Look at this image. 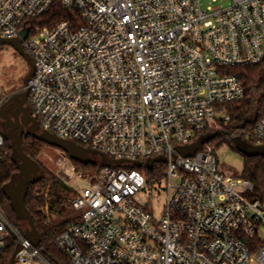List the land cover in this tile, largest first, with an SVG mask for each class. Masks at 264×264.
Wrapping results in <instances>:
<instances>
[{"label":"built area","instance_id":"built-area-1","mask_svg":"<svg viewBox=\"0 0 264 264\" xmlns=\"http://www.w3.org/2000/svg\"><path fill=\"white\" fill-rule=\"evenodd\" d=\"M203 1L0 0V36L34 62L40 129L118 160L63 172L80 214L55 239L69 264H264V204L215 155L246 92L232 68L264 62V0ZM54 11L67 17L42 26ZM227 136L264 145V116ZM11 238L15 264H54L0 204V255Z\"/></svg>","mask_w":264,"mask_h":264},{"label":"trees","instance_id":"trees-1","mask_svg":"<svg viewBox=\"0 0 264 264\" xmlns=\"http://www.w3.org/2000/svg\"><path fill=\"white\" fill-rule=\"evenodd\" d=\"M66 17L65 13L54 11L40 21V24L42 26L55 25ZM231 71L239 75L246 92L242 99L229 104L232 120L226 127L227 131L220 134L223 137L221 140L234 139L227 137V133L264 116V62L256 66L235 67ZM4 137L5 145L0 156V183L2 186L0 204L10 220L22 232L26 233L30 226L10 197V189L21 172L22 161L17 155L13 137L10 135H4ZM46 145L51 146L30 133H25L23 136V150L40 164L39 179L37 182L27 185L24 199L33 215L35 225L40 231V244L44 245L45 254L54 264H69V257L55 244V239L73 221L78 220L80 214L71 204V199L74 196L72 185L45 167L38 158ZM260 146L264 147V145ZM235 148L245 157L242 176L254 183L253 197L264 204V149L248 150L247 147L243 148L238 144ZM72 160L89 173H95L101 167L99 162L91 160L88 162ZM45 206H48L47 211L44 209ZM16 248L17 242L13 238L9 239L1 252L0 264H9Z\"/></svg>","mask_w":264,"mask_h":264},{"label":"rangeland","instance_id":"rangeland-1","mask_svg":"<svg viewBox=\"0 0 264 264\" xmlns=\"http://www.w3.org/2000/svg\"><path fill=\"white\" fill-rule=\"evenodd\" d=\"M227 3L228 2L226 0H204L202 2V5L216 6ZM29 70L30 67L27 61L24 59V57L21 56V54H19V52L12 45L0 44V98H8L14 91L18 89H25L24 78L29 72ZM0 130L4 135H10L9 131H7L4 125V122L1 119ZM41 131L46 132L44 131V129H42ZM221 138L223 137H221L220 134L215 137L216 141H220L215 150L218 169L224 173L234 172L236 174H241L244 169L245 157L239 150L235 148L236 144L240 145L243 148L250 146H260L261 144L251 141L248 138L242 136L229 140H221ZM16 139L17 135L13 137V140ZM38 158L45 167L53 171L63 181H65L63 172L65 171L67 166H71L72 164L75 165L78 171L83 172V174H93L86 172V170H83V168L79 167L76 163H74L68 153H66V151L63 149H58L46 145L40 152ZM83 158L104 164L103 154L100 151L94 149L85 152ZM61 161H63L62 168L60 166ZM18 182L19 179H16L12 189L10 190H15ZM44 209L47 211L48 206H45ZM261 236L264 238V228L261 230ZM247 264L261 263L258 260L254 259L253 261H250Z\"/></svg>","mask_w":264,"mask_h":264},{"label":"water","instance_id":"water-1","mask_svg":"<svg viewBox=\"0 0 264 264\" xmlns=\"http://www.w3.org/2000/svg\"><path fill=\"white\" fill-rule=\"evenodd\" d=\"M29 29L25 28L22 30V38L26 39L28 37ZM0 44H10L12 45L24 59L27 61L29 64L30 70L27 73V75L24 78V83L27 86L29 80L31 77L34 75V62L31 57V55L25 51L22 43L21 38H4L0 36ZM29 89L26 87L24 92L15 94L9 98H6L4 104L0 108V119L4 120L7 122L8 126L13 127L14 129L19 130V134L16 140H14L15 147H16V152L19 158L21 159V172L19 173V176L16 179H19V182L17 183V187L15 190H10V197L14 200L16 208L19 210L20 214L22 217H24L29 226L30 229L26 232V235L30 236L32 241H37L40 242V231L35 225L33 215L29 208L26 205L25 199H24V192L26 190V187L30 183H35L39 179V170H40V164L38 161L35 159L31 158L24 150H23V136L25 133V126L24 124L20 123L18 120L13 121V119L10 117V115L6 112L5 106L10 103L11 101L15 100L17 97H27L29 95ZM25 101H22L20 103V106ZM24 112V117L26 119H29L30 121L34 122V125L31 130V134L35 136L36 138L50 144L51 146L59 147L68 153V155L71 157V159H76V160H83L85 162H88V159H84L83 155L85 152L92 150L91 148H85V147H80L76 145L75 142L63 139L60 137H57L53 135L52 133L49 132H37L40 129V124L35 116L31 114V112L24 107H20L19 112ZM215 135L213 133L203 135L200 137V139L194 143L191 146L188 147H183L181 148V152L184 154H193L195 150L201 146L204 142L207 140H210L214 137ZM264 147L261 146H250L247 147L248 150H254V149H261ZM104 161L106 164H111L112 162H116L118 160H113L106 155H104ZM153 160L150 161V164L152 163ZM151 166V165H150ZM16 181V180H15ZM19 249H16L15 252L13 253L9 264H15V258L16 254Z\"/></svg>","mask_w":264,"mask_h":264},{"label":"flooded vegetation","instance_id":"flooded-vegetation-1","mask_svg":"<svg viewBox=\"0 0 264 264\" xmlns=\"http://www.w3.org/2000/svg\"><path fill=\"white\" fill-rule=\"evenodd\" d=\"M25 87H26V85H25ZM25 89H23V90L18 89L16 91H14L9 97H11V96H13L15 94L24 92ZM22 101H25V102L22 104V106H20V103ZM20 107H24L25 109L30 111L29 95L27 97H17L15 100L11 101L10 103H8L5 106V110L10 115V117L13 119V121L18 120L20 123L24 124L25 133H30L31 134V130H32V127L34 125V122L30 121L29 119H26L24 117V115H25L24 112H22V111L19 112ZM2 121L4 122V125H5V127L7 129V131H9V134L12 137H14L15 135H17V137H18L19 130L18 129H14L11 126H8L6 121H4V120H2ZM37 132H42V131L39 129ZM76 145H78L80 147H83V146L79 145L78 143H76Z\"/></svg>","mask_w":264,"mask_h":264}]
</instances>
